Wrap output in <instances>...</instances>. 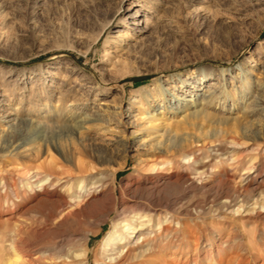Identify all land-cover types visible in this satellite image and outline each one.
<instances>
[{
  "label": "rangeland",
  "instance_id": "374dc122",
  "mask_svg": "<svg viewBox=\"0 0 264 264\" xmlns=\"http://www.w3.org/2000/svg\"><path fill=\"white\" fill-rule=\"evenodd\" d=\"M36 169L71 170L73 188L27 191L20 173ZM100 178L104 200L37 246L101 264L121 203L153 200L179 212L169 264H264V0H0V258L8 219L34 226Z\"/></svg>",
  "mask_w": 264,
  "mask_h": 264
},
{
  "label": "bare ground",
  "instance_id": "6f19581e",
  "mask_svg": "<svg viewBox=\"0 0 264 264\" xmlns=\"http://www.w3.org/2000/svg\"><path fill=\"white\" fill-rule=\"evenodd\" d=\"M201 74L205 76L204 73ZM182 82L186 81L182 80ZM209 117L210 114L202 113L195 114L193 118L195 121L197 119L200 123H204ZM74 123L80 127V123L82 122L81 120H77ZM232 128H237L236 124H233ZM40 137L43 140L44 135H40ZM230 139V145L234 148L235 146H242L245 144L239 142L234 137ZM24 144L25 143L22 142L21 146ZM189 162L190 161H188V163ZM147 169H150L151 171L155 169L158 171L162 170L163 167L150 165ZM163 170V174H161L160 177L161 179H164L163 181L165 183L169 184L168 181H170L172 175L168 169L164 168ZM42 173L43 171L41 169H36L33 172L28 170L21 171L20 176L26 180L24 187L27 191H32L33 188L42 195V197L45 196L47 198L57 194L56 189L59 186L65 187L64 185H67L69 190L73 188L71 180L74 178V173L71 170L63 171V176L56 178V181L53 176H42ZM206 173L207 170L201 169V171L199 170L197 173V176L199 178ZM102 180L103 179L101 178L97 179L96 183H98V185L92 186V190L90 188L86 189L84 182L79 181L77 188L71 191V196L52 200L51 202L53 205L51 211L42 218L40 216L41 219H39L34 226L26 225L23 220V218H25L23 215H20L15 222H11L8 219V221L5 222L6 231L2 240L8 252L0 258V264H88L87 248L82 250H75L67 247L52 248L47 245V242L49 241L46 240H42V247H39L37 246V241L46 233V226L49 223L53 225L62 224V226H64L63 224H67L69 221H77L80 223L83 217H87L91 213L92 208L96 204L102 202L105 198ZM176 182L177 180L172 181V183ZM229 182L231 184V189L236 190L238 187L236 181L230 180ZM98 188H100L99 191L97 190ZM13 191L15 199H20L18 192L15 189ZM110 191L112 193V188H110ZM25 195L26 194L23 193L22 197H25L26 199ZM33 196L34 194L32 192V197ZM149 203L150 209L144 214L139 210L132 209V204H130V202L121 203L120 214L112 221L110 231L100 243L103 257L101 264H169V260L171 259L170 256L178 255L179 258V212L176 211L174 207L171 209L169 204H166V209H160V204L157 202L152 200ZM224 203L229 204L230 200L226 198ZM239 207H241V205H239ZM198 211L201 210L199 209ZM155 214H157V221L156 223H153ZM174 221L175 226H172L171 224ZM155 224L157 227H155ZM39 230L42 231L40 232ZM185 230L186 232L189 231L187 228ZM97 232L98 231L91 230L90 234L94 235ZM27 236H31L33 239H29ZM150 237L152 238L147 240ZM88 240L89 238L86 236L83 240L84 245L87 244ZM148 241L149 243H147ZM195 244H197V241ZM95 262H97V259H95Z\"/></svg>",
  "mask_w": 264,
  "mask_h": 264
},
{
  "label": "water",
  "instance_id": "95a60500",
  "mask_svg": "<svg viewBox=\"0 0 264 264\" xmlns=\"http://www.w3.org/2000/svg\"><path fill=\"white\" fill-rule=\"evenodd\" d=\"M133 79H137V78H133Z\"/></svg>",
  "mask_w": 264,
  "mask_h": 264
}]
</instances>
